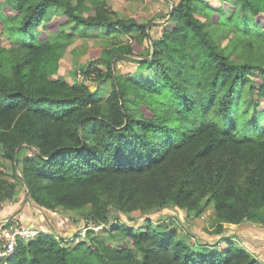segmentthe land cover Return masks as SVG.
Returning a JSON list of instances; mask_svg holds the SVG:
<instances>
[{
	"label": "trees",
	"instance_id": "obj_1",
	"mask_svg": "<svg viewBox=\"0 0 264 264\" xmlns=\"http://www.w3.org/2000/svg\"><path fill=\"white\" fill-rule=\"evenodd\" d=\"M221 2L173 4L128 74L114 60L137 55L149 22L107 0H0L11 41L0 44V150L15 167L0 200L29 187L39 207L81 210L102 231L67 235L16 214L42 231L18 241L8 264H264L230 239L193 246L163 217L128 224L166 206L199 215L211 202L218 231L264 223V0ZM99 27L132 35L101 49L106 69L84 70L110 83L105 96L58 75L67 39ZM218 34H231L225 47ZM255 89L253 120L242 102Z\"/></svg>",
	"mask_w": 264,
	"mask_h": 264
},
{
	"label": "rangeland",
	"instance_id": "obj_2",
	"mask_svg": "<svg viewBox=\"0 0 264 264\" xmlns=\"http://www.w3.org/2000/svg\"><path fill=\"white\" fill-rule=\"evenodd\" d=\"M77 0H72L76 3ZM179 0H107L111 7L117 12L119 16L130 17L137 16L148 24V35L145 36L141 42H135V56L129 59L114 60L116 66L122 72L137 73L139 64L137 59L141 58L139 54L152 51L151 38H157L161 34L162 25L167 19V14L172 8L173 4ZM211 4L220 7L221 0H210ZM88 6H91V0H85ZM228 14L231 13L230 7L226 9ZM87 14V10H83ZM202 19H205L203 13H199ZM216 13L213 14V19H217ZM233 32V31H232ZM139 33V31H138ZM232 34V33H231ZM231 34H218L216 40L220 47H225L229 41ZM69 40V47L63 52L58 67V75L62 76L70 82L87 83L94 91L99 86L104 88L101 94L105 96L107 88L110 83L107 80L99 82L92 76L86 75L85 68L89 64L100 66L106 69V62L101 59V49L112 47L117 41L128 42L132 40L131 34H121L116 37H110L107 31L103 28H95L83 34L75 33ZM0 44L9 47L11 44L10 37L0 24ZM233 58L243 60L241 56L233 55ZM258 93L255 89L253 92L247 93L243 99V108H248L250 111V118L255 120L254 105L257 103ZM264 124V120L261 121ZM29 151H24V153ZM15 167L13 163L3 156L0 150V182L13 180V172ZM18 206L21 209L29 208L34 211L39 217L40 223L47 225V228H53L59 231L63 227L66 219L77 221L79 224L75 227V231L87 224L83 211H67L58 207L55 211L47 210L46 208L39 207L30 199L28 191L22 185L18 186L15 196L7 197L0 200V220L11 219L13 215H9L16 210ZM20 209V210H21ZM147 216L157 221L160 218L169 219L167 222L172 228L178 231L177 237L184 238V240L193 245L199 246L200 242H208L211 244L219 243L220 246L225 247L229 239L240 247L251 250L259 258L264 259V223L246 220L241 224L223 223V228H219V222L216 219L214 204L211 202L206 209L199 215L187 213L174 206H166L161 210L152 212L150 214H143L135 220H128V224L137 225L142 222ZM66 218V219H65ZM123 218V217H122ZM124 219V218H123ZM73 230V229H72ZM70 232L66 233L70 235ZM96 233L102 232L101 229L95 230Z\"/></svg>",
	"mask_w": 264,
	"mask_h": 264
},
{
	"label": "built area",
	"instance_id": "obj_3",
	"mask_svg": "<svg viewBox=\"0 0 264 264\" xmlns=\"http://www.w3.org/2000/svg\"><path fill=\"white\" fill-rule=\"evenodd\" d=\"M93 223L84 225L80 233L85 235L89 228H99ZM42 229L35 225L23 224L15 218L0 220V264H8L9 258L15 253L18 241L34 238Z\"/></svg>",
	"mask_w": 264,
	"mask_h": 264
},
{
	"label": "crops",
	"instance_id": "obj_4",
	"mask_svg": "<svg viewBox=\"0 0 264 264\" xmlns=\"http://www.w3.org/2000/svg\"><path fill=\"white\" fill-rule=\"evenodd\" d=\"M21 206H18L16 208V210H14L13 212H11L9 215H13L14 216L17 214L18 217L20 218V220H22L23 222H26L28 224H42L43 223H40V219L39 217L37 216V214L34 212V211H31L28 209H21ZM24 210V211H23ZM1 215V214H0ZM79 224L77 221H74V220H71V219H68V223H64V225H62L63 227H60L59 231H63V232H67L68 230H72L73 228H75L77 225ZM257 256V255H256ZM261 258L263 259V257L261 256Z\"/></svg>",
	"mask_w": 264,
	"mask_h": 264
},
{
	"label": "water",
	"instance_id": "obj_5",
	"mask_svg": "<svg viewBox=\"0 0 264 264\" xmlns=\"http://www.w3.org/2000/svg\"><path fill=\"white\" fill-rule=\"evenodd\" d=\"M26 186L28 187V185L26 184ZM28 194H29V187H28Z\"/></svg>",
	"mask_w": 264,
	"mask_h": 264
}]
</instances>
